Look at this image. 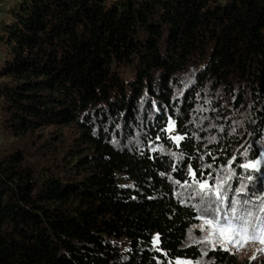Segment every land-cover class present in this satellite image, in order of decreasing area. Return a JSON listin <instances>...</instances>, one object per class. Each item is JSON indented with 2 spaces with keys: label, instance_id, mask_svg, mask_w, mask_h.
<instances>
[{
  "label": "trees",
  "instance_id": "obj_1",
  "mask_svg": "<svg viewBox=\"0 0 264 264\" xmlns=\"http://www.w3.org/2000/svg\"><path fill=\"white\" fill-rule=\"evenodd\" d=\"M1 15L6 131L73 126L81 148L73 178L35 179L20 151L0 156V264L198 259L184 245L197 211L181 195L209 177L200 158L259 180L239 165L264 143V0H0ZM205 82L217 90L207 133L189 118ZM140 124L142 149L123 147L119 133ZM206 257L239 264L218 249Z\"/></svg>",
  "mask_w": 264,
  "mask_h": 264
},
{
  "label": "rangeland",
  "instance_id": "obj_2",
  "mask_svg": "<svg viewBox=\"0 0 264 264\" xmlns=\"http://www.w3.org/2000/svg\"><path fill=\"white\" fill-rule=\"evenodd\" d=\"M1 17L3 16L1 15L0 18ZM192 78L193 77L191 75L189 77H185L184 81L186 82L184 86L188 82L192 83ZM201 86L202 88L200 89L203 92V95L199 96L202 97V101L200 104H197L194 110L198 115H195L193 112L189 118H191L195 129L199 132L207 133L209 127L202 125L208 121V114L210 113L207 109L209 107V103H212L209 94L216 95L217 90L212 91L209 83L206 82ZM170 123L173 125V122L170 119H167L166 124L164 125L163 135L176 145L177 143L172 139V137L180 135L175 130L174 125L172 131H166ZM235 123L238 124V121L234 122V125ZM211 125L212 124H209L210 127ZM141 128V124L136 129L124 128V130L119 133L120 137L117 139L118 142L119 139H121L123 147L125 148L135 146V148L142 149L144 130ZM78 133L79 132H77L73 126L61 128L49 127L47 129H41L34 134L18 138L10 135L8 131H6L2 121H0V156L14 151H20L23 154L25 163L33 170L35 179H38L40 176L50 172L57 175L64 173L65 175L67 174L73 178L76 176L73 175L75 174V171H73L72 168L75 163L73 157L80 153L81 148V146L77 145L74 141L76 134L78 135ZM196 138L199 142L202 139H199V136ZM208 138L210 140V136L207 134L206 139ZM156 143L159 144L158 142ZM257 148V156L253 159H261L260 154L264 152V143H259ZM152 149L169 156L177 162L179 160L172 150L163 149L155 144ZM234 151L235 148L231 154H233ZM206 159L207 158L205 157H201L199 164L201 169L204 168L206 172H210V175L207 179L200 182H207L209 186L208 189L206 191H201L199 183L193 182L192 185L190 184V186L187 185V187H183L184 190L181 195V198L185 199L187 204H192L197 211L196 223L189 227L184 245L186 247L196 246L199 251V256L196 260L186 258L175 259L172 264H177V261H181L183 264H209L210 261L207 259L206 255L208 251L216 249L233 255L239 264H264V251H259L260 249H264V244L257 241L245 240L243 246L238 248L235 245L227 243L224 238H221L218 235H214L210 239H206L209 237V233L212 229L204 223L205 219L212 218L214 209L217 207L220 208L219 217L222 223L224 222L225 214H228L229 218H231V208L233 207V202L235 200H239L241 202L239 205H235L237 208V215H241L250 210L253 212L254 217H264V213L259 211L261 207H264V161H262L259 172L244 169L246 173L253 172L257 179H259L256 180L251 178L249 180L246 177L238 179V176L231 164L220 168V170H216V167L211 169L213 166L209 167ZM253 159H244L241 165ZM239 169L242 170L243 168L239 165ZM229 176H231L230 179ZM119 180L125 182L121 178H119ZM223 181H226V183H223ZM218 185L220 186L221 194L224 196L222 203L217 201L215 195ZM241 186L244 187V191L242 192L239 191ZM225 193L226 195H224ZM244 201H249V203L244 204ZM205 209H208V211L205 212ZM156 237L157 236L155 234L152 235V244L154 245L157 242L155 239Z\"/></svg>",
  "mask_w": 264,
  "mask_h": 264
},
{
  "label": "snow or ice",
  "instance_id": "obj_3",
  "mask_svg": "<svg viewBox=\"0 0 264 264\" xmlns=\"http://www.w3.org/2000/svg\"><path fill=\"white\" fill-rule=\"evenodd\" d=\"M173 125L170 123L168 129L166 131H172ZM172 139L178 144L180 140L183 139L182 136H174ZM247 156V153L244 154ZM261 159H253L249 160L247 163L240 165L241 168L245 170H252L259 172L262 161H264V152L261 154ZM231 163V162H230ZM190 173L195 176V173L191 172V168L189 169ZM231 176H229V179ZM252 177L249 176L250 180ZM199 188L201 191H206L208 189L207 182H198ZM226 183V181H223ZM239 191H244V187L241 186ZM217 201L223 202L224 196L221 194L220 186L218 185L215 192ZM226 195V193L224 194ZM241 202L239 200H235L233 202V207L231 208V218H229L228 214H225L224 222H221L219 217L220 208L217 207L214 209V214L211 219H205V225L209 226L212 231L209 233V237L206 239H210L214 235H218L221 238H224L227 243L237 246L238 248L243 246L245 240L257 241L261 244H264V217L255 216L252 211L248 210L241 215H237V208L235 205H239ZM249 201H244V204H248ZM205 212L208 209L204 210ZM260 212L264 213V207L259 209ZM158 241V237L155 238ZM259 251H264V249H260ZM177 264H183L181 261H177Z\"/></svg>",
  "mask_w": 264,
  "mask_h": 264
}]
</instances>
